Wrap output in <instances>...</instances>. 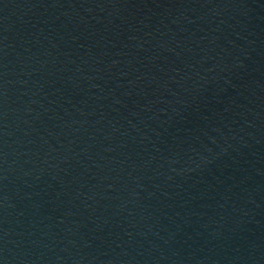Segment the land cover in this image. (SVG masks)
<instances>
[{
	"label": "water",
	"instance_id": "95a60500",
	"mask_svg": "<svg viewBox=\"0 0 264 264\" xmlns=\"http://www.w3.org/2000/svg\"><path fill=\"white\" fill-rule=\"evenodd\" d=\"M0 264H264V0H0Z\"/></svg>",
	"mask_w": 264,
	"mask_h": 264
}]
</instances>
